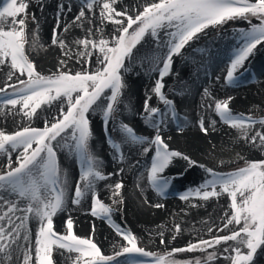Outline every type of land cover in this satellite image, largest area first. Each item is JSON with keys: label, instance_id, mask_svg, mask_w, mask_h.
Segmentation results:
<instances>
[{"label": "snow or ice", "instance_id": "obj_1", "mask_svg": "<svg viewBox=\"0 0 264 264\" xmlns=\"http://www.w3.org/2000/svg\"><path fill=\"white\" fill-rule=\"evenodd\" d=\"M36 2L43 15V0ZM78 5V12L72 0H67V5L61 0L56 6L51 42L59 44L65 57H69L72 44H75L74 55L78 62H90L95 56L94 63L98 67L94 71L81 67L73 73L64 70L67 61L61 60L60 66L51 75L43 74L42 69L26 54L25 46L30 35L27 19L30 0H3L0 7V65L8 70L6 81L0 85V111L5 115L11 114L13 118L19 113L22 118L31 120L39 118L37 109H57L55 116L44 120L43 127L22 124L14 131H0V154L6 156V160L0 161V255L4 257L0 264H12L14 253L17 256L23 254L20 264H54L53 246L77 253L73 264H121V257L126 258V264H193L190 260L171 258V253L184 251L204 254L194 264H212L219 249H222L221 254L226 253L223 258L229 264H257V257L264 254V158L246 159L244 167L224 173L184 151L170 148L168 140L172 138L164 137V115L159 108L151 107L149 100L151 93H155L166 107H172L174 102L163 95V89L165 77L172 74L174 57L181 55L186 45L190 47V42L198 40L200 34L207 35L206 30L223 27L229 21H247L249 26L238 31L240 43L232 52L224 77L226 83L234 82V74L254 54L257 46L264 48V0H145L142 10L137 6L135 11L131 6L126 9L117 0H78ZM97 9L100 22L109 21L115 26V30L108 33L110 39L103 36L98 40L95 38V33L101 32L99 27L95 30L87 28L83 39L70 44L59 38L61 17L66 12H73L74 15L72 21L65 20L64 30L68 31L70 26L83 30L86 24H95ZM89 13L92 14L91 19ZM31 18L38 28L39 18L35 13ZM252 18L259 23H253ZM161 32L166 39H161ZM32 36L34 44V32ZM148 43H155L160 50L151 68V72L156 74L155 83L150 92H145L141 113V118L153 129V133L137 136L132 127L122 124L124 142L130 139L133 144L139 145L141 154L150 155V166H146L147 180L158 194L163 195L172 180L183 175L182 172H177L175 176L164 175L170 164L180 159L186 162L185 170L199 168L209 177L196 186L194 193L191 189L189 192L203 200L226 193L231 210L230 214H225L220 225L208 227L207 239L198 238L183 248H171L165 254L169 259L141 246L136 235L119 225L113 227L121 239L113 244L112 254L109 255L102 252L92 239L74 235L70 217L62 220L60 225L66 227V235L57 231L53 219L58 210H64V191L68 187L67 176L61 175L57 149L62 148L64 145L61 142H67L69 137L80 165V176L76 180L71 203L80 204L82 198L90 193L91 215L96 217L99 209L105 219H110L113 208L101 203L95 190L96 181L104 180L106 176L99 170L102 161L88 150L92 135L89 114L98 110L103 113L105 135L111 143L107 125L110 119H115L128 88L125 73L144 44ZM204 95H210L207 88ZM231 99L215 101V112L220 121L238 130L237 139L243 137L250 147L264 150V118L254 120L250 116L234 114L228 103ZM42 105H48V109L42 108ZM172 115L175 117V111ZM197 124L199 131L205 135L210 128L215 131V120L206 124L200 118ZM255 124H259L262 130L249 128V125ZM176 131H183V127L178 124ZM112 146L118 147L116 144ZM113 159L122 161L123 153L118 157L114 155ZM123 171V168H118L108 172L107 176L114 177ZM123 186L122 181L112 185L113 205L124 202ZM50 191L57 194L50 197ZM180 199L190 200V196L181 195ZM151 206L164 207L160 203ZM34 219L39 220V227L33 240L30 225ZM175 229L179 232L180 225H176ZM159 243L166 244L163 234Z\"/></svg>", "mask_w": 264, "mask_h": 264}, {"label": "rangeland", "instance_id": "obj_2", "mask_svg": "<svg viewBox=\"0 0 264 264\" xmlns=\"http://www.w3.org/2000/svg\"><path fill=\"white\" fill-rule=\"evenodd\" d=\"M52 0H43L44 5L46 6V3L51 2ZM65 5H67V0H65ZM73 5L75 6V11H79V5L78 0H72ZM145 0H135V2L131 3L129 6H131L132 10L135 11L137 6L141 7L144 5ZM3 6V3L0 4V7ZM129 6H124L126 9ZM28 23L30 26L29 32V43L26 44V54L29 56L31 60H33L38 66V63L43 64H49L51 65L53 62L58 61L55 60L62 56V58H65V56L62 55L60 51L59 44L53 45L51 42V45L48 43H44L41 40V32L39 31V26L37 28V25L32 21V14L35 13L37 16L38 14H41V9L37 6L36 0H30V7L28 9ZM95 24L88 23L86 24L85 28L82 30L79 27L73 28V30L64 32L62 30L59 31V38H63L66 41V44H70L72 41L77 39H83L86 35L87 28H93L95 30L96 27H99L101 29V32L95 33V38L98 40L103 36L104 39H110L108 33L115 30V26L111 25L109 21H104L106 25H102L101 22H98L99 18V10H96L95 13ZM89 18H92V14L89 13ZM253 23H259L255 20V18H252ZM78 23V22H77ZM247 21H229L225 26L215 29L206 30L207 35L200 34V38L196 41H194L193 50H200V53L202 57H208L211 50L216 52L219 50L218 44L221 41H224L226 39H231V36L234 38V41L230 44H228L227 47H232L237 44V47L240 43L238 31L241 28L248 27ZM35 33V43L33 44V36L32 33ZM236 35V36H235ZM93 38V37H89ZM149 40H151V37H148ZM193 43V42H190ZM49 45V47H47ZM146 44H144L145 46ZM139 47V46H137ZM190 49V47L188 48ZM235 50V49H234ZM233 50V51H234ZM75 51H76V45L72 44V50L69 54V57H66V61L68 62V65L66 67V71L69 72H76L83 67L85 70H88L91 68L93 71L98 67L96 64H92V59L90 62H85L81 64L78 62V58L75 57ZM182 54L177 55L173 59V65H172V74L165 77V87L163 89V95L174 102L172 107H166L164 102L158 99V97L153 93L156 100L158 101L159 105L162 108L166 109L167 114H170V117L168 120H166L167 123L171 122L175 127L177 125H181L183 123V120L180 117L176 116L178 115L177 109L178 103H176V99L179 97L180 91L178 88L182 83L185 82V80H179L180 76V70L179 67L181 63L183 62L182 59L185 57L183 54L185 53L184 49L181 50ZM232 51V52H233ZM264 51V48H261L259 45L257 46V49L254 50V54H252L248 60L245 62L242 68L238 69L235 75L234 82L226 83L224 80V77L227 75V69L228 65L230 63V57L232 55V52H227L225 54V62L224 65L220 70L212 71L211 73L204 74L205 79H208L210 83L212 84H221L226 85V89L224 91L225 95L232 97L231 100L228 101L229 107L232 110V112L236 115L243 114L245 117H251L254 120H259L261 118H264V78L260 77V73L262 72V68L264 67V57H261L258 61L260 65L255 66L257 63L255 59L262 54ZM95 58V56H93ZM253 63L254 65H251ZM257 65V64H256ZM258 68H260L258 70ZM141 68H133L131 65V68L129 71L125 73V79L128 82L130 77H133L132 79H137L138 75L141 72ZM44 71V70H42ZM54 72L46 73V75H51ZM2 74V75H1ZM8 70L5 68V66L0 65V85H2L6 79H7ZM43 74H45L43 72ZM154 86V85H153ZM129 88V83H128ZM127 88V89H128ZM151 89V86L149 87ZM127 89L125 90L122 98V102L119 104L118 108L119 111L115 114V119H110L107 125L108 133L111 137V143L109 142V138L106 137L104 126H103V113H100V117L98 119L99 124L93 123L91 120L90 113V120H91V137L88 142V150L91 154H93L92 150V142H93V136H94V130L99 129V135H100V141L103 143L105 151L103 152V155L107 157V155H110V158L113 163H119L120 160L113 159V156L116 155L117 157L120 155V153H123V146L127 142H124V132L121 128L122 124H127L128 126L132 127L131 122L128 120V117L125 116L127 110L125 105L123 104L125 96L127 95ZM75 95V94H74ZM159 106V107H160ZM44 109H48V105H42L41 106ZM38 112H40L39 118H32L31 120L22 118V114H16L15 118L11 114H8L6 116L2 111H0V131L10 132L17 130L18 126L24 124V125H30V126H38L43 127L44 120L49 119L50 117H53L57 114V110L54 113H51L48 111H41V109H37ZM126 111V112H125ZM175 111V117H173L172 113ZM125 112V113H124ZM6 116V117H4ZM217 118V123L215 125V130L217 132H224L229 133V137H224L219 140L218 142L222 143L224 146H234L237 147V152L232 156L230 159H224V163L220 164V160H214L208 166L215 167V170L218 172H233L238 168L245 166V160L249 158H264V150L262 151H256V153L250 152V149L252 147L249 146L248 143H245L243 137H240L237 139V129L230 128L227 124H224L220 121L219 116L217 113L215 114ZM3 117V118H1ZM10 117V118H9ZM9 118L10 122H7V119ZM179 119V121H177ZM3 120V121H2ZM183 127V126H182ZM249 128H254L257 130H262L261 126L259 124L255 125H249ZM115 129V131L113 130ZM134 129V128H133ZM135 131V129H134ZM137 132V131H136ZM183 131L180 133L183 134ZM147 133V132H146ZM153 133V130H149L148 135ZM197 136L199 135L201 138L205 139L204 141L210 142L212 140L209 139L210 132L205 135L202 134L199 129L198 132H196ZM165 137V134H164ZM212 142V141H211ZM64 146L62 148L57 149L58 154V163L61 167V175H66L68 178V172L75 174L77 179H79L80 176V165L77 162L76 153L73 145V141L71 140V137L68 138L67 142L62 141L61 142ZM112 144H116L118 147H113ZM247 147V148H246ZM94 155V154H93ZM146 157V158H145ZM109 158V157H108ZM146 159L150 163V155H144L141 154L140 150H138V154L136 155L135 160L131 161V163L128 165L130 168L126 174L127 177H135V173L132 171L135 169V166L139 164V161L141 159ZM195 158V157H193ZM6 160V156L3 154H0V161ZM103 162H109V160L104 158L102 156L101 159ZM199 160V159H198ZM200 161V160H199ZM109 165H105L99 169L100 171L108 172L105 170V167H108ZM133 166V167H132ZM186 169V162L183 160L174 161L170 166L165 170L164 175L166 176H175L177 172H182L183 175L189 171H200V175H205L207 177V174L199 169V168H187ZM129 171H131L129 175ZM146 175L142 176L143 178L140 179L143 186L147 184L148 187V180H147V173ZM137 175V173H136ZM141 175L138 174L137 177ZM183 175L179 177H183ZM177 177L176 179L172 180V182L168 185L166 191L163 195L158 194L152 186L149 184V186L157 193V195L160 196L162 200H169L172 199L176 194L169 193L170 189L175 188L176 180L179 179ZM101 180H97L96 182H100ZM123 182V181H122ZM186 186V194L190 196V200H185L184 203H176L177 207H164L162 208H155V207H149L148 213L149 215L143 217V215H140V213L137 212V206L135 204H140V202H136L137 200L134 199V197L131 195V192L129 190V187L127 185H124L121 189L122 195H123V203L116 206L112 204V193L109 196H103L99 192H97L98 198L106 206H110L113 208V211L110 213V219H105L104 214L98 209V214L96 217H93L91 215V212H88L85 214V216L88 218L90 217L91 220H87L88 226L78 228L77 225L73 221V233L74 235H77L81 238H90L97 244L98 247L101 248L102 252L111 255L113 251V244L116 243V241L120 240L121 237L116 235L115 229L113 225H119L122 228H125L129 231H131L134 235H136L141 243V246L146 247L147 250H151L154 252H157L158 255L164 256L165 259H169L166 253H169L171 248L173 247H181L183 248L188 242H195L198 238H205L207 239L209 237V233L207 231L208 227L213 225H220L223 221L225 214H230V207H229V201H226L225 208L223 212L221 213V217L219 218L218 222H216L215 219H213L215 210L211 208H207L204 206L205 202H203L202 199L196 198L192 193L195 191V185L194 183L190 182L187 183ZM75 187L72 189V196L75 194ZM189 189L192 190V193L189 192ZM179 190V189H178ZM114 189L112 190V192ZM177 191V190H176ZM67 192V188L64 191ZM50 197H54V191H50L49 193ZM228 200V198H227ZM82 202H85L81 200ZM87 204L91 207V197H87L86 199ZM142 203V202H141ZM169 204L170 202H165ZM172 204V203H170ZM141 205V204H140ZM119 208V210H115L116 208ZM60 211L58 210L56 215L54 216V223L57 231L62 234H67L66 227L58 228L57 227V218H61L59 215ZM69 218V217H68ZM86 218V219H87ZM62 220H66L67 218H61ZM176 225H180V231L177 232L175 229ZM32 229V235L35 234V231L39 227V220H33L30 225ZM215 231V229H214ZM161 234H163V238L166 241V244H160L159 241L161 239ZM173 236H175V239H173ZM54 251L52 253V257L54 259V264H73V260L68 259L64 260L60 263L59 257L61 254H75L77 253H70L65 249H60L57 246H53ZM219 249V246H217ZM207 251H213V249H207ZM222 249H219L217 253V259L212 261V264H229V262L225 261L223 256L225 254H221ZM33 258H34V249H33ZM204 254L199 251L194 252H180V253H171V258L175 259L177 261H183V260H190L193 261V264L196 259L202 258ZM23 259V254L20 253L18 256L14 253L13 255V261L12 264H20V261ZM145 260H150L151 258H144ZM4 257L0 255V261H3ZM121 264H126V258L121 257L120 258ZM257 264H264V254H261L257 257Z\"/></svg>", "mask_w": 264, "mask_h": 264}, {"label": "bare ground", "instance_id": "obj_3", "mask_svg": "<svg viewBox=\"0 0 264 264\" xmlns=\"http://www.w3.org/2000/svg\"><path fill=\"white\" fill-rule=\"evenodd\" d=\"M65 0H63V3ZM135 2V0H117L118 4H122L123 6H129L131 3ZM3 3V0H0V4ZM61 3V0H52L51 2H47L45 6V11L43 15L38 14L37 17L39 18V31L41 32V40L44 43H48L51 45V29L55 26L54 21V9L58 4ZM76 10V9H75ZM73 12H66L65 15L61 17V24L59 30H62L67 33V31L64 30V22L65 20L72 21L73 20ZM98 22L100 20L98 19ZM102 25H106V23L101 22ZM73 27L70 26L68 31H72ZM161 39H166L163 35V32L160 33ZM236 36V35H235ZM234 41V38L231 36V39H226L224 41L219 42L218 47L219 50L214 52L211 50L208 57H202L200 50H193V46L191 43L190 49L189 46H185L184 51L185 53L183 56L185 57L183 62L181 63L179 70H180V76L179 80H185L184 83H182L178 88L180 91L179 97L176 99V103H178L177 117H180L183 120L182 126L184 127L183 134L180 132H177L174 128L175 124L173 125L171 122H166V128L164 130L165 138L171 137V140H168L170 148L178 151H184L186 154L191 155L192 157H195L196 159H199L201 162L205 164H210L214 160H223L224 159H230L234 154L237 152V147L234 146H224L222 143L218 142L224 137H229V133L224 132H217L216 130L213 131L211 128L209 129V139L212 142H208L207 140L201 138L199 135L197 136L196 132H198L199 126L197 124V120L200 118H203L205 123H209L212 120H215L216 123L217 118L215 116V101L216 100H227L229 96L225 95L224 91L226 89V85L221 84H212L208 79H205L204 74L211 73L212 71L220 70L225 62V54L227 52H232L236 47L235 46L227 47L228 44L232 43ZM49 45L47 47H49ZM139 46V45H138ZM160 50L157 49L155 43H148L143 48H141L140 53L137 54V58L133 61L132 66L133 68H141V72L138 75L137 79H132L133 77H130L129 81V88L127 89L126 96L124 99L123 104L125 105L124 108H126L127 112L125 114L126 117H128V120L131 122V125L135 129V134L137 136H146L148 135L149 130H153L151 127L148 126L147 122L141 118V113L143 112V99L145 98V92L146 90L150 92V86H152L155 83V77L156 74L151 72V68L153 66V63L155 59L159 56ZM261 57H264V51L262 54H260L255 61L257 62L255 66L260 65L258 61L262 59ZM92 59V64L94 65L95 58ZM58 61L53 62L51 65L49 64H43L38 63L39 67L44 70L43 72L49 73V72H55L57 67L60 66L59 62L61 60H66L65 58H62L60 56L59 58L55 59ZM223 64V65H222ZM68 65V62L66 66H64V70L66 71V67ZM251 65H254L251 63ZM262 68V72L260 73V77L264 78V67ZM260 68H258L259 70ZM2 75V74H1ZM207 88L209 90L210 95L205 96L204 95V89ZM149 104L151 107H157L161 110V114L164 115L165 121L169 119L170 114H167L166 109L162 108L159 105L158 101L156 100L153 93H151V98L149 100ZM160 106V107H159ZM57 109L52 108L49 109L51 113H54ZM124 112V113H125ZM101 111H97L96 113H92L91 120L93 123L99 124L98 119L100 117ZM8 116V115H6ZM4 116V117H6ZM3 118V117H1ZM10 118V117H9ZM9 118L7 119V122L9 121ZM170 120V119H169ZM3 121V120H2ZM179 121V119H177ZM1 123V121H0ZM137 131V132H136ZM147 132V133H146ZM203 134V133H202ZM100 135H99V129L94 130V136H93V142H92V150L94 156H96L100 161H102V156L109 160V162H103L102 165H109L108 167H105V170L108 172H114L118 168H123L124 171L117 176L114 177H108L107 173H105L106 179L101 180L100 182L95 183V190L96 193L99 192L103 196H109L112 193V190L114 189L112 185L116 181H123V185H127L129 187V190L131 192V195L134 197L136 202H140V204H135L137 208V212L140 213V215H143V217L149 215L146 213L148 211V208L151 207L152 204L160 203L165 205L166 207H177L176 203H184L185 200H181V195H187L186 194V186L187 183L190 182L194 183L195 187L202 183L204 179L209 178L205 177V175H200V171H187L183 177H179V179L176 180L175 188L170 189L169 193H175L176 195L172 197V199L169 200H162L159 195L147 184L143 186L140 177L143 175L145 176L147 173V167L150 166V163L144 158L139 161V164L135 166V169L132 171L135 173V177H127L128 175L126 172L130 169L128 165L131 163V161L135 160L136 155L138 154L139 145L133 144L131 140H129L124 146H123V152H124V159L119 163H113L110 155L104 156L103 152L105 151L103 143L100 141ZM258 143V141H257ZM247 148V147H246ZM256 151H262L259 147H252L250 149V152L256 153ZM236 155V154H235ZM109 157V158H108ZM176 162L179 161V159L175 160ZM133 167V166H132ZM131 171H129L130 175ZM137 173V175H136ZM141 175L139 177L138 174ZM77 177L75 174L68 172V187L67 192L65 193V204H64V210L60 211L59 215L61 218H73L74 223L77 225L78 228L88 226L87 220H91L90 217H86L85 214L88 212H91V207L87 204V197H91L90 193H87L84 198H82L83 201L80 204L73 205L71 203L72 199V189L76 185ZM179 189V190H178ZM177 190V191H176ZM203 200V199H202ZM147 201V202H145ZM227 194L222 193L219 197H211L208 200H203L205 202L204 206L207 208H211L215 210V214L213 219L218 222L219 218L221 217V213L224 211L225 203H227ZM142 202V203H141ZM165 202H170L172 204H167ZM150 216V215H149ZM61 218H57V227L62 228L61 225ZM87 218V219H86ZM37 220V219H34ZM34 240V235H33ZM75 257V254H61L59 257L60 263L64 260L71 259L73 260Z\"/></svg>", "mask_w": 264, "mask_h": 264}]
</instances>
